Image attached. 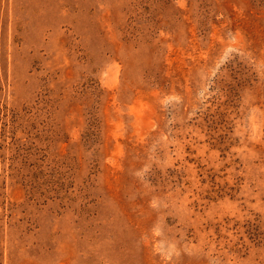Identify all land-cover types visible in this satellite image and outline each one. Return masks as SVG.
Masks as SVG:
<instances>
[{"label":"rangeland","instance_id":"1","mask_svg":"<svg viewBox=\"0 0 264 264\" xmlns=\"http://www.w3.org/2000/svg\"><path fill=\"white\" fill-rule=\"evenodd\" d=\"M0 264H264V0H0Z\"/></svg>","mask_w":264,"mask_h":264}]
</instances>
